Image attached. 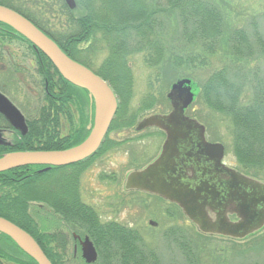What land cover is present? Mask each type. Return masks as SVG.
<instances>
[{
  "label": "trees",
  "instance_id": "trees-1",
  "mask_svg": "<svg viewBox=\"0 0 264 264\" xmlns=\"http://www.w3.org/2000/svg\"><path fill=\"white\" fill-rule=\"evenodd\" d=\"M0 4L33 21L70 56L107 79L118 95L124 94L126 99L133 93L129 56L144 52L149 64H160L166 51L160 30L164 25L162 13L167 9L175 10L181 28L178 35L182 38L181 46H192V50L197 45L205 53L218 51L223 43L230 47L228 56L232 59L229 63L204 80L203 98L209 106L231 115L239 159L247 166L264 167V82L257 68L243 62L255 55L251 34L255 35L261 53H264V37L256 25L252 33L245 26L232 25L216 0H77L74 9L65 0H0ZM1 26L5 35L29 41L10 25L0 21ZM103 49L107 51L106 56L94 67L95 56ZM40 53L43 61L39 72L49 83L39 113L31 120L40 123L36 148H68L80 143L87 134L85 126L74 124L72 106L83 108L91 103L90 92L65 79L49 57L41 50ZM175 61L185 62L181 56H175ZM245 82H251L255 88L249 104L240 101ZM122 110L119 104L110 130L116 126ZM66 119L70 124L67 132L63 130ZM131 124L132 118L127 121V125ZM70 165L73 180L57 174L58 170L65 171L69 166L60 165L53 167V177L48 184L44 173H38L37 182H34L29 171L24 170L25 165L0 171V186L5 185L0 190V215L29 231L53 264H61L70 237L62 228L50 231L45 224L40 225L31 211L33 200L48 204L63 224L66 221L73 228L85 227L104 264H162L158 253L145 243L137 229L116 221L102 222L97 210L81 202L76 183L81 165L79 162ZM3 237L0 240L4 248L0 246V252L5 253L7 264H39L12 237L7 234ZM180 241L183 252L189 255V263L199 264L193 248L184 239Z\"/></svg>",
  "mask_w": 264,
  "mask_h": 264
},
{
  "label": "rangeland",
  "instance_id": "rangeland-1",
  "mask_svg": "<svg viewBox=\"0 0 264 264\" xmlns=\"http://www.w3.org/2000/svg\"><path fill=\"white\" fill-rule=\"evenodd\" d=\"M216 1L226 11V17L232 25L245 26L251 33L257 27L264 37V0ZM55 18L57 20L58 17ZM162 18L164 25L160 30L166 45L164 60L158 65H151L144 52L129 56L128 63L133 74L132 96L126 99L124 94L120 97L115 91L119 104L123 106L116 126L109 134L115 143L113 149L90 161L82 171L81 196L86 203L96 208L102 222L113 220L137 229L145 243L158 253L162 264H190V258L187 257L189 255L181 247V239L193 248L199 264H264V227L243 238L205 233L199 230L177 202L144 191H127L124 188L128 173L136 167L143 168L156 157L165 139L160 127L152 125L137 129V123L149 114L168 113L171 110L168 93L172 84L182 77L192 79L195 92L187 113L205 124L209 140L224 144V161L264 181V167L257 164L247 166L236 155V136L231 115L209 106L203 98L204 80L213 71L229 63L232 59L228 56L230 47L223 43L218 51L205 53L197 45L192 50V46H181L177 12L167 9L162 13ZM253 20L255 23L251 22ZM250 38L255 55L243 62L255 70L257 68L264 82V53L258 51L255 35L251 34ZM4 41L11 48L12 54L4 63L3 89L28 117L34 118L38 115L46 94L45 80L39 72L38 54L32 43L24 38L5 35ZM106 53V49H103L95 56L94 67L101 63ZM175 56H181L185 62L177 63ZM191 58H194L193 62H188ZM245 84L240 101L249 104L255 88L254 85L251 86V82ZM72 108L74 124L85 126L87 130L85 140L95 123L96 102L93 99V103L89 102L83 108L76 105ZM131 118L133 124L127 125ZM63 124V130L67 132L70 128L67 119ZM88 125L92 127L89 129ZM65 171L58 170L57 174L64 177L69 173ZM31 211L40 225H46L47 230L62 228L68 233L69 244L61 264H90L83 257L80 244L76 247V241L67 227L57 220L53 210L31 203ZM104 263L100 255L93 264Z\"/></svg>",
  "mask_w": 264,
  "mask_h": 264
},
{
  "label": "water",
  "instance_id": "water-1",
  "mask_svg": "<svg viewBox=\"0 0 264 264\" xmlns=\"http://www.w3.org/2000/svg\"><path fill=\"white\" fill-rule=\"evenodd\" d=\"M65 1L71 9L76 8V0ZM0 21L30 40L49 57L65 79L89 90L96 102L95 123L85 140L68 148L5 154L0 157V171L32 164H45L47 167L67 165L95 153L109 131L118 108V97L111 84L89 66L71 57L57 41L17 10L0 4ZM194 96L192 79L179 78L168 93L171 110L149 114L137 123V129L159 126L166 131L167 137L156 159L128 173L126 187L150 190L177 202L202 232L233 238L246 237L264 227V181L221 162L225 153L224 144L208 141L205 124L186 113ZM0 111L24 133L27 131L24 113L1 91ZM191 159L197 161L198 171L202 170L200 177L198 173L195 175L193 164L189 165ZM213 171L227 180L223 184L220 180L216 181L211 175ZM223 190L226 194L220 199ZM232 214L237 215L236 220L231 218ZM0 231L12 237L39 264H53L29 231L2 215ZM81 244L85 260L95 262L98 250L93 240L87 236Z\"/></svg>",
  "mask_w": 264,
  "mask_h": 264
},
{
  "label": "flooded vegetation",
  "instance_id": "flooded-vegetation-1",
  "mask_svg": "<svg viewBox=\"0 0 264 264\" xmlns=\"http://www.w3.org/2000/svg\"><path fill=\"white\" fill-rule=\"evenodd\" d=\"M4 31H5L4 27L1 26L0 27V91L2 93H4L5 95H7L9 97V99H11V101L13 103H15L21 109V107L13 100V98H11V96H9L6 93V91L3 89V83H4V80H5L4 77H3V71H4V68H5L4 63H5L6 59L9 58V55L12 54V52H10L11 48L9 46H7L6 42L4 41V37H5V32ZM34 48L36 49V52L38 54V60H39V66H40V63H42V61H43V57H42V55L40 53V50L36 46H34ZM48 83H49V81L46 80L45 81V90L47 89ZM90 96H91V94H90ZM91 102L93 103L92 97H91ZM79 108H80V106H79ZM21 111L24 113V111L22 109H21ZM72 113H73V118H74L73 108H72ZM186 113H187V110H186ZM24 115H25V118H26L27 126H28V129H27V131L25 133L23 132L22 128L17 127L15 124H13L5 116V114L2 111H0V157L4 156L5 154L14 152V151L35 150V149H37L36 146H37V142H38V133L41 132V131L38 130V126L37 125H39L40 123L35 122V121H31L33 118L32 117H28L26 115V113H24ZM187 115L193 116V115H190L188 113H187ZM112 122H113V120H112ZM90 127H92V126L88 125L89 129H90ZM110 127H111V125H110ZM160 129H162V128L160 127ZM111 131H113V129L110 130V128H109V131L107 132L105 138L103 139V141H102L101 145L99 146V148L97 149V151H95V153H93L89 157L79 161V164L81 166L78 165L80 167H79V169L77 171L78 176L77 175L76 176L78 177V180H77V177H76V183H78L79 196H80L81 202L87 204L88 206L94 208L95 210H96V208L93 205H91L89 203H86L83 200L82 196H81L80 175H81L82 171L84 170V168L87 166V164L90 161L94 160L98 156H101L102 154L107 153L109 150L113 149V143H115V142L113 140V137L109 136ZM162 131L165 134V139H164V141L162 143L161 150H160L159 154L156 157H154L151 161H149L148 163H150L154 159H156L161 154V152L163 150V145H164V142L166 140L167 133H166V131L164 129H162ZM205 134H206L207 140L211 141L207 137V127L205 129ZM212 142H219V141H212ZM225 153H226V148H225ZM225 153H224V156H225ZM224 156L222 157L221 162L223 164L227 165V166H230L229 164H227L224 161ZM191 160L192 161L189 162V165L193 164V168L196 171L195 175L198 173V175L200 177V175L202 174V170L198 171L197 161H195L194 159H191ZM206 163L208 165V162H206ZM209 164H210V162H209ZM70 166H71L70 164H69V166H67L65 172H69V173L66 174V176L67 177L70 176V180L71 179L73 180L74 176H71L73 174V171H72V168H70ZM53 167L54 166L47 167V165H45V164L39 165V166L34 165L33 167H31L29 165H25L24 170L29 171L30 177L34 179V182H37V174L38 173H42V174L44 173L45 174V182H46V184H48L52 180V177H53V175H52ZM230 167H232V166H230ZM238 171H240V172H242V173H244L246 175H250V174H248V173H246V172H244V171H242L240 169ZM193 173L194 172L191 170L190 174L193 175ZM211 175H213L215 177L216 181L219 182V180H220L222 184H223L224 181L227 180L225 177H220V175H221L220 173L218 174V172H217V174H216V171H213ZM207 177H209V176H207ZM218 184H220V183H218ZM4 187H5V185L2 186V187L0 186V190L2 188H4ZM219 187L223 189V187L221 185ZM124 188L127 191L140 190V191H144V192H147V193L159 195V196H161L163 198H166L163 195H160V194H158L156 192H153V191H150V190L141 189V188H127L125 183H124ZM225 194L226 193L223 190V192H221L220 199L223 198V196H225ZM31 203L38 204V205H40V207L52 210V208L46 203H42V202L36 201V200L31 201ZM231 218L236 220L237 219V215L236 214H232ZM110 221L113 222V220H110ZM64 225L67 227V229L70 232V234L72 235L73 239L76 241V247H78V245L80 244L81 249H82L81 241L83 239H85L87 236H89V238L92 239L93 242H94V239L92 238L91 234L86 230L85 227H82L79 230L77 228H73L66 221H64ZM4 234H6V233L0 231V238H4L3 237ZM0 246L2 248H4L3 240H0ZM0 264H7V260L5 258V253L3 251L0 252ZM90 264H92V263H90Z\"/></svg>",
  "mask_w": 264,
  "mask_h": 264
}]
</instances>
